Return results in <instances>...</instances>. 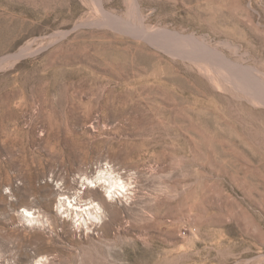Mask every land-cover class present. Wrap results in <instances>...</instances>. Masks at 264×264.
Returning <instances> with one entry per match:
<instances>
[{
    "label": "rangeland",
    "instance_id": "1",
    "mask_svg": "<svg viewBox=\"0 0 264 264\" xmlns=\"http://www.w3.org/2000/svg\"><path fill=\"white\" fill-rule=\"evenodd\" d=\"M40 257L264 264V0H0V264Z\"/></svg>",
    "mask_w": 264,
    "mask_h": 264
},
{
    "label": "bare ground",
    "instance_id": "2",
    "mask_svg": "<svg viewBox=\"0 0 264 264\" xmlns=\"http://www.w3.org/2000/svg\"><path fill=\"white\" fill-rule=\"evenodd\" d=\"M176 36L178 37L177 34H176ZM164 46H166V45H164ZM168 48H170V47L168 46ZM27 50H29V47H26L24 49H20L19 52L15 53L13 55H9L5 58H2V60H4V59H13V60L18 59V58L22 57L23 55L27 54L28 53V52H26ZM168 50H170V49H168ZM197 51L198 50H193L191 53H193V55L198 56V54L201 53V51L200 52H197ZM189 54H190V52H189ZM202 54H204V53L202 52ZM97 172H98V175L96 176L95 180L90 179L88 177H85V179L89 182L88 187L95 188V186H93V184L96 185V183H95L96 181H101L104 183V185L107 186L108 197H111V198L119 197V196L124 197L130 191L129 190V188H130L129 184L124 182L120 178V176L113 175L112 169H110L108 167L102 168V169L99 168ZM57 209H58V212L61 214L67 213V215H70V217L73 219L76 227L88 228L89 225H92L95 227V226H98L99 224H101L103 222V208L98 202L90 201L88 204H86L84 206L75 205V203H72L71 199H69L67 196H60L58 199ZM21 214L23 216L24 222H26L28 224H34V223L35 224L39 223L42 225L48 224L47 221L42 219L39 214L35 215L33 213V211H30L28 209H24L23 211H21ZM43 258L44 259L41 260V264H46L47 258L46 257H43ZM40 259H41V257L37 260H40Z\"/></svg>",
    "mask_w": 264,
    "mask_h": 264
},
{
    "label": "clouds",
    "instance_id": "3",
    "mask_svg": "<svg viewBox=\"0 0 264 264\" xmlns=\"http://www.w3.org/2000/svg\"><path fill=\"white\" fill-rule=\"evenodd\" d=\"M44 258L43 257H41V259L40 260H37L36 262H35V264H41V260H43Z\"/></svg>",
    "mask_w": 264,
    "mask_h": 264
}]
</instances>
